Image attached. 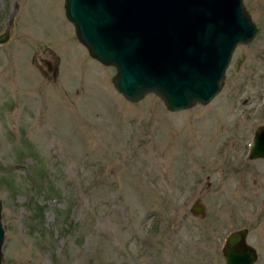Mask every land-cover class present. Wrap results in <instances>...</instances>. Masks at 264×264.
<instances>
[{
    "label": "rangeland",
    "instance_id": "374dc122",
    "mask_svg": "<svg viewBox=\"0 0 264 264\" xmlns=\"http://www.w3.org/2000/svg\"><path fill=\"white\" fill-rule=\"evenodd\" d=\"M220 89L171 111L129 101L91 57L63 0H0V264H223L230 230L264 264V0ZM198 200L205 213L193 214Z\"/></svg>",
    "mask_w": 264,
    "mask_h": 264
},
{
    "label": "water",
    "instance_id": "95a60500",
    "mask_svg": "<svg viewBox=\"0 0 264 264\" xmlns=\"http://www.w3.org/2000/svg\"><path fill=\"white\" fill-rule=\"evenodd\" d=\"M63 11L87 53L114 67L110 80L118 93L132 102L155 93L171 111L207 103L235 45L256 32L242 0H63ZM10 34L8 20L0 44ZM247 157L264 158V122L252 132ZM190 208L205 213L198 200ZM246 231L224 236L223 264L255 262ZM3 233L0 220V262Z\"/></svg>",
    "mask_w": 264,
    "mask_h": 264
},
{
    "label": "flooded vegetation",
    "instance_id": "af4514ba",
    "mask_svg": "<svg viewBox=\"0 0 264 264\" xmlns=\"http://www.w3.org/2000/svg\"><path fill=\"white\" fill-rule=\"evenodd\" d=\"M245 227V226H244ZM247 229V228H246ZM257 253V252H256Z\"/></svg>",
    "mask_w": 264,
    "mask_h": 264
}]
</instances>
